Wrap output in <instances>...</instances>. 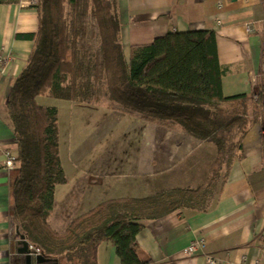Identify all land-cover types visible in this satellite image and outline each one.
Segmentation results:
<instances>
[{"label": "crops", "instance_id": "0c3cea01", "mask_svg": "<svg viewBox=\"0 0 264 264\" xmlns=\"http://www.w3.org/2000/svg\"><path fill=\"white\" fill-rule=\"evenodd\" d=\"M123 54L132 45L151 43L169 30H213L223 69L224 96L257 98L264 51L263 0H116ZM38 14L30 0L0 2V47L9 60L0 69V264H25L18 252L20 236L12 216L11 169L4 152L15 153V140L6 112V99L15 77L27 63ZM39 97V96H38ZM37 97V98H38ZM36 98V100H37ZM251 99V100H252ZM47 104L86 124L77 149L59 157L66 181L54 190L48 217L55 231H63L79 214L112 199L144 197L173 189H196L206 180L216 146L177 127H170L108 105H85L63 100ZM89 114V115H87ZM79 122V121H78ZM62 134V131H61ZM15 155V154H14ZM197 236L204 247L188 255L185 248ZM139 257L151 264H264V133L260 120L249 125L237 156L206 210L178 208L143 221L138 232ZM97 264H121L114 244L102 241ZM32 264H36L34 259Z\"/></svg>", "mask_w": 264, "mask_h": 264}, {"label": "trees", "instance_id": "16d2710c", "mask_svg": "<svg viewBox=\"0 0 264 264\" xmlns=\"http://www.w3.org/2000/svg\"><path fill=\"white\" fill-rule=\"evenodd\" d=\"M11 1V0H0ZM36 33L22 71L6 99L15 140L11 212L18 234L57 264H97L109 240L121 264H151L139 257L143 221L178 208L206 210L257 116L246 94L224 96L223 69L213 30H169L123 54L116 0H37ZM50 96L85 105L103 98L121 112L177 127L216 146L209 174L196 188H173L144 197L104 201L72 218L63 231L48 223L54 190L66 176L59 157L58 111L38 104ZM252 99V100H251Z\"/></svg>", "mask_w": 264, "mask_h": 264}, {"label": "rangeland", "instance_id": "374dc122", "mask_svg": "<svg viewBox=\"0 0 264 264\" xmlns=\"http://www.w3.org/2000/svg\"><path fill=\"white\" fill-rule=\"evenodd\" d=\"M260 84H261V82H260ZM261 87H262V85H260L259 90L257 92L258 103L257 104L256 103H250L249 107H248V112H249V118H253V116H257V119L261 121L263 133H264V110H263V106H262ZM36 101L38 104L45 105V106H48L49 104H51V105L53 104V105L58 106L59 102H64L60 99L53 98L50 96H39ZM106 103H107V100L105 98H103L98 103V105L99 104L104 105ZM72 112L74 113L73 116L77 117V118L73 117L72 121H71V117H69L68 115H65L66 120H65V123L63 124L62 120H61L62 113H60V117H59V120L61 123V126H59V124H58L59 144H60V149L62 147L63 155L65 152V144L69 145L66 148L65 156H67V154H69L70 152L77 149V146L81 143V139H84V140L87 139V134L83 133V130L87 127L85 122L84 123L80 122L81 115H80V117L77 116V115H79L78 114L79 112L77 113L73 110H72ZM87 115H89V114H87ZM61 131H62V134H61ZM60 264H65V261L60 262Z\"/></svg>", "mask_w": 264, "mask_h": 264}, {"label": "built area", "instance_id": "2783aa9c", "mask_svg": "<svg viewBox=\"0 0 264 264\" xmlns=\"http://www.w3.org/2000/svg\"><path fill=\"white\" fill-rule=\"evenodd\" d=\"M37 0H30V5L32 6L33 4L36 3ZM9 56H5L3 54V50L0 47V68L2 69L3 66L5 65V63L7 62V60H9ZM260 80H261V92H262V106H263V110H264V51L262 54V58H261V68H260ZM15 164V155L13 153H11L10 151L6 150L4 152V165L7 169H12L14 167ZM204 243H205V239L203 236H197L195 237L190 244L185 248V253L188 255L197 253L198 251L202 250L204 247ZM31 248L33 250H35L32 245ZM38 254V251L35 250L34 255ZM206 260L210 263V264H221L220 260L216 257H213L211 255L206 254Z\"/></svg>", "mask_w": 264, "mask_h": 264}, {"label": "water", "instance_id": "95a60500", "mask_svg": "<svg viewBox=\"0 0 264 264\" xmlns=\"http://www.w3.org/2000/svg\"><path fill=\"white\" fill-rule=\"evenodd\" d=\"M20 237V246L18 247V252L25 255V264H32L34 259L36 264H57V260L46 258L41 254H35V250L31 248V244L25 239L23 234L19 235Z\"/></svg>", "mask_w": 264, "mask_h": 264}]
</instances>
